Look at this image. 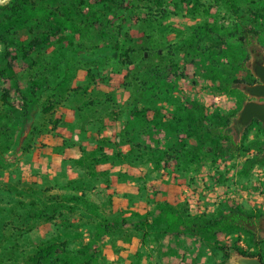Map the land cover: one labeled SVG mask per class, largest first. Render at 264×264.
<instances>
[{
  "label": "rangeland",
  "instance_id": "rangeland-1",
  "mask_svg": "<svg viewBox=\"0 0 264 264\" xmlns=\"http://www.w3.org/2000/svg\"><path fill=\"white\" fill-rule=\"evenodd\" d=\"M19 3L28 9L0 13V264H33L43 247L41 264H264V124L241 118L264 103L251 93L264 70V0ZM55 17L63 31L24 59ZM112 77L132 93L137 81L141 134L67 139L78 159L52 178L32 167L59 122L42 107L83 111L104 97L86 90ZM58 85L67 96L55 99ZM165 204L198 227L166 232L155 221ZM219 222L229 232L201 231Z\"/></svg>",
  "mask_w": 264,
  "mask_h": 264
},
{
  "label": "crops",
  "instance_id": "crops-1",
  "mask_svg": "<svg viewBox=\"0 0 264 264\" xmlns=\"http://www.w3.org/2000/svg\"><path fill=\"white\" fill-rule=\"evenodd\" d=\"M133 66H136V63L130 65L128 68L130 69ZM135 71L138 73V70ZM78 72L77 78L80 81L83 79V71L80 70ZM115 79L113 77L111 78V86L97 85L86 90V94H91L93 91H96L98 94L103 95L102 102L95 101L94 104H89L87 108H83V111L75 105L68 107L57 105L58 107L52 110L51 114L59 121L58 125L52 133L53 135L48 134L45 138H42L46 146L41 151H35L40 154V158L38 159L36 157L35 164H32V167L39 168L41 173L52 178L53 175L62 171L65 160L78 159L79 151L77 146H63V142L67 141V139L68 141L69 139L72 141H82L84 139L85 141L98 139L112 141L116 139L117 135L125 139L130 133H134V135L141 134L139 131L143 125L138 127V124H136L138 117L131 114L132 111H135L137 107L142 105L141 99L137 95V81L132 80L136 84V91L132 93L129 86L126 88L124 86H113L112 83H114ZM114 100L115 103H110ZM117 107L119 109L125 108L128 111H126L127 115L125 116V120L124 117L122 121L119 117L114 119L110 114ZM134 121L135 126L133 125ZM102 168L109 169L110 167L104 165L100 167V169ZM120 168L123 171L128 170L126 167L121 166ZM34 178L33 175L32 180Z\"/></svg>",
  "mask_w": 264,
  "mask_h": 264
},
{
  "label": "trees",
  "instance_id": "trees-1",
  "mask_svg": "<svg viewBox=\"0 0 264 264\" xmlns=\"http://www.w3.org/2000/svg\"><path fill=\"white\" fill-rule=\"evenodd\" d=\"M9 1L14 2L13 4H10L11 5L10 9H9L8 4L5 6H0V13L6 12V11H11V12H18V11H22V10L26 11L28 9L27 8L28 5L19 3V0H9ZM235 1L236 0H227V3H229L230 7H232L234 5ZM83 5H86V4H83ZM55 18H56L55 23H57L58 26L54 29L53 34L52 35L47 34L42 38H33V40L31 42H29L27 47H26L27 52L24 53V59H26L31 52H35L36 50H39L43 47H46L52 37L57 36L60 32L63 31V28L61 27L63 25L62 18L61 17H58V18L55 17ZM116 56H118V55H117L116 51H114L112 54V57H116ZM127 57L128 56L124 55L122 58L127 59L126 61H124V64L126 67H129L130 65H133L135 62L133 60H131V58H129V57L127 58ZM13 59H15V58H13ZM7 67L12 68V65L10 63H8ZM87 75H88V73H87ZM30 90H31V96L34 97V99H36L34 89L31 88ZM74 91H76V90H74ZM66 93L67 92H65V89L58 85V86H56V89L53 92V96L55 95V97H53V98H55V99L61 98V96L66 94ZM232 93H236V92H232ZM66 96H67V94H66ZM245 98L246 97L243 94H238L239 102H243V100H245ZM47 103L49 105H53L54 102H51L49 100V101H47ZM59 104H60V102L57 105H59ZM57 105L55 104V106H57ZM51 110L52 109H50V106L42 107L41 113H43L45 115H49L52 112ZM131 114L133 116H137L138 118L142 117V115H143V114H141V112L137 111L136 109H135V111H132ZM253 121L258 122L256 119ZM56 124H57V122L52 124L53 125L52 127L53 128L56 127L57 126ZM76 162H77V165H80V164H82L83 161H82V159H80V160H77ZM92 162L95 165H98V163L100 164L104 161H103V159H101V160L100 159H94ZM90 167L92 169V166H90ZM81 197H82V195H81ZM72 199L73 198L71 197V200ZM165 205H166L167 209H165L164 211H163V209H160L159 216H158V218H155V221L163 223L165 225L166 232L175 233V232L187 231V230H190V227H189L190 225L193 226V229L198 227L197 224L194 223V221H196L197 219L191 218V217H181L180 215H177L172 210V208L170 206H168L167 204H165ZM145 223L149 224V222H145ZM100 227L103 229V231L108 233V231H107L108 226H104L101 224ZM216 227L220 231L227 233V232H229V230L232 226L228 222H226V223H220L219 222V223L214 224L211 227L210 226H204V228H202L203 230H201V231L210 232L212 229H216ZM147 235L148 234L144 233L143 236L146 237ZM49 251H50V249L47 247H43L40 250H38L36 253L37 258H35V259L33 258L34 260H32V263L33 264H41V262L45 259V256L48 253H50ZM51 253L55 254L56 252H52V250H51ZM260 260L262 261L261 258H260Z\"/></svg>",
  "mask_w": 264,
  "mask_h": 264
},
{
  "label": "water",
  "instance_id": "water-1",
  "mask_svg": "<svg viewBox=\"0 0 264 264\" xmlns=\"http://www.w3.org/2000/svg\"><path fill=\"white\" fill-rule=\"evenodd\" d=\"M259 78L261 84L254 87L251 90L252 95L261 97L264 99V70L259 73ZM241 118L243 120H248L251 118H255L264 124V103L257 104V103H248L245 105ZM249 264H261L260 262H250Z\"/></svg>",
  "mask_w": 264,
  "mask_h": 264
}]
</instances>
